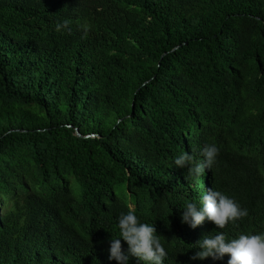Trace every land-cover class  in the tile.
<instances>
[{"label":"trees","instance_id":"1","mask_svg":"<svg viewBox=\"0 0 264 264\" xmlns=\"http://www.w3.org/2000/svg\"><path fill=\"white\" fill-rule=\"evenodd\" d=\"M213 143L199 177L175 165ZM208 190L248 216L182 223ZM130 209L163 264L264 233V0H0V264H118Z\"/></svg>","mask_w":264,"mask_h":264},{"label":"clouds","instance_id":"2","mask_svg":"<svg viewBox=\"0 0 264 264\" xmlns=\"http://www.w3.org/2000/svg\"><path fill=\"white\" fill-rule=\"evenodd\" d=\"M69 20L57 25L68 28ZM71 32V29H68ZM87 26H85V33ZM219 154V148L213 144H206L201 152L203 160H197L195 152H184L179 155L174 163L177 167H187L189 176L199 177L206 169H211ZM248 216V210L232 198L220 191L208 190L202 197V206L196 203H187L182 213V223L196 228L205 218L224 229L229 222H236ZM120 237L112 238L110 242V260L118 264H127L129 257L134 256L144 264H163L168 252L161 243L160 236L154 225L141 223L134 210L121 214L118 221ZM127 243V252L122 248L121 239ZM201 249L191 259H222L226 254L230 256L228 264H264V233L241 234L238 238L228 240L223 232L216 235H206L197 242Z\"/></svg>","mask_w":264,"mask_h":264},{"label":"water","instance_id":"3","mask_svg":"<svg viewBox=\"0 0 264 264\" xmlns=\"http://www.w3.org/2000/svg\"><path fill=\"white\" fill-rule=\"evenodd\" d=\"M76 133H77V135L82 136L78 129H76ZM91 135H93V134H91ZM91 135H88V136H91Z\"/></svg>","mask_w":264,"mask_h":264}]
</instances>
